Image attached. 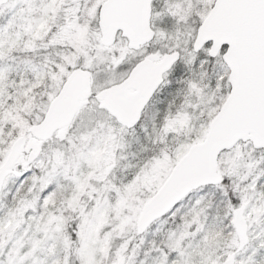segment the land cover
<instances>
[{"label": "snow or ice", "instance_id": "snow-or-ice-1", "mask_svg": "<svg viewBox=\"0 0 264 264\" xmlns=\"http://www.w3.org/2000/svg\"><path fill=\"white\" fill-rule=\"evenodd\" d=\"M0 264H264V0H0Z\"/></svg>", "mask_w": 264, "mask_h": 264}]
</instances>
